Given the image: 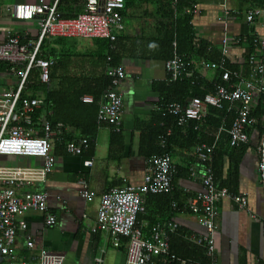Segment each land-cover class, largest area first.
<instances>
[{
    "label": "crops",
    "instance_id": "0c3cea01",
    "mask_svg": "<svg viewBox=\"0 0 264 264\" xmlns=\"http://www.w3.org/2000/svg\"><path fill=\"white\" fill-rule=\"evenodd\" d=\"M42 1L52 6L56 0ZM39 3L40 0H0V44L13 34L33 48L40 36V16L20 20L13 7ZM86 4L87 0H59L58 12L65 19L77 18L85 12ZM256 9H264V0H125L123 28L114 31V41L46 37L38 58L53 61L50 81L44 83L40 69H32L22 97L39 99L42 104L29 112L30 123L21 119L18 124L34 129L33 134L42 137L44 124L49 123L55 132L51 143L57 163L46 182L20 186L17 194L23 197L29 192L47 193L48 206L57 223L48 226L45 216L34 210L19 216L18 220H24L28 227L18 230L12 257L0 258V264L37 261L42 250L64 255V264H127L128 239L120 238L119 246H115L109 232L92 231L100 199L112 187L143 184L151 158L163 154L171 157L175 168L174 191L144 196L145 211L138 218L144 237L149 239L157 227L168 235L170 252L179 260L186 264L209 262L206 250L198 243L206 230L189 204L201 191V176L210 166L219 189L248 198L244 208L231 199L220 204L217 264H264V186L258 173L264 117L256 115L264 95L252 108L257 124L248 129L249 141L237 146L231 144L230 130L241 104L225 103L223 109L210 106L201 120L184 123L169 111L173 105L186 106L193 98L188 97L186 103L177 101L182 91L170 90L172 83L188 81L205 96L214 93L212 82L227 84L223 79L225 71L237 72L240 78H254L249 58L256 55L264 62V51L253 45L254 39L264 37V16L248 23L246 15ZM225 38L231 40L227 54H223ZM217 55L220 59L214 61ZM175 56L185 63L190 79L171 80L165 66ZM214 63L224 64L213 69ZM26 67L25 62L0 61V92L16 91L20 73ZM111 67H122L125 72L118 86L124 102L121 132L98 120L105 94L112 86L107 74ZM41 84L52 90H41ZM22 109L19 105L18 111ZM214 118L220 119L216 129ZM83 139L89 141L83 154L71 155L68 144ZM200 144L215 147L208 165L197 156ZM88 160L93 161L92 167L85 166ZM41 163L38 158L0 157L2 166ZM81 179L97 194L91 202L80 197ZM175 224L178 229L173 231ZM29 237L34 241L33 248L27 245ZM154 264L179 262L161 257Z\"/></svg>",
    "mask_w": 264,
    "mask_h": 264
},
{
    "label": "built area",
    "instance_id": "2783aa9c",
    "mask_svg": "<svg viewBox=\"0 0 264 264\" xmlns=\"http://www.w3.org/2000/svg\"><path fill=\"white\" fill-rule=\"evenodd\" d=\"M59 0L52 6H45L43 1L37 5L19 4L13 7L14 15L20 20H31L40 16V36L33 48L20 42V38L8 34L7 41L0 44V61L8 63H27V67L20 73L21 81L16 91L0 92V157L19 156L38 158L42 161L40 166H2L0 165V258L12 257L13 248L17 242L18 230H26L27 223L19 221L18 217L34 210L42 213L48 226L57 223L56 215L48 206V194L42 191L29 192L23 197L18 196L17 188L23 185H32L46 182L49 174L54 170L57 159L53 153L51 140L55 135L49 123L44 124V136H36L34 129H26L19 121L25 119L30 123L29 112L42 104L39 99L23 98L24 90L30 71L39 68L41 80L50 81V69L53 61L38 58L40 47L46 37L61 36L81 39L105 38L114 41V31L123 28V10L125 0H87L86 10L77 18L65 19L58 12ZM225 14L228 11L225 10ZM264 16V9L251 10L246 15L248 23H254L257 17ZM231 44L230 38L223 40V54H227ZM254 47L264 51V37L253 41ZM221 65L211 64L213 69ZM249 64L252 67L253 79L240 78L237 72L225 71L223 79L227 84L211 83L214 93L203 97H193L187 101L186 106L173 105L169 111L179 117L180 123L187 120H201L205 115V108L216 107L223 109L225 103L241 104L237 117L230 130L231 144L237 146L249 141L248 129L257 120L253 117L252 108L260 96L264 95V62L256 55H251ZM166 70L172 81L191 78L183 60L175 56L166 62ZM112 80L111 88L106 92L98 120L100 123L112 127L117 132L122 130L123 98L118 91L121 80L125 77L122 67H111L107 70ZM86 101L91 102L90 98ZM22 111H18V106ZM61 127V126H59ZM89 145L86 139L68 144V152L73 156H81ZM214 146L200 144L196 148L199 159L206 165L210 164L214 155ZM258 173L264 186V134L259 145ZM85 166L92 167L93 161L88 160ZM175 168L168 154L154 156L150 160L149 171L144 182L138 186L112 187L101 196L97 222L92 228L93 232H109L115 246H119V239L129 240L127 264H154L157 258L179 260L170 252L168 235L157 227L152 229L149 239L143 235L138 227V218L145 211L144 196L148 194H165L174 191L173 175ZM202 189L189 204V209L198 214L200 224L205 228L198 243L206 250L209 262L217 264L216 260V233L218 220L221 214L220 204L225 199L234 200L240 207H246V195H237L227 189H219L215 183L213 170L208 166L201 176ZM80 197L91 202L97 194L90 188L85 179L79 181ZM178 225L172 226L176 231ZM29 248L34 247V241L29 237ZM65 256L42 250L39 259L33 262H16L12 264H64ZM165 260V259H163Z\"/></svg>",
    "mask_w": 264,
    "mask_h": 264
},
{
    "label": "trees",
    "instance_id": "16d2710c",
    "mask_svg": "<svg viewBox=\"0 0 264 264\" xmlns=\"http://www.w3.org/2000/svg\"><path fill=\"white\" fill-rule=\"evenodd\" d=\"M189 37H190L189 38L190 42L193 45V42H192L193 35H192L191 30H189ZM173 39L174 38H172L171 40H173ZM192 47H194V46H192ZM201 53H202V50H201V47H199L198 54H201ZM206 55L207 54H205L204 56L206 57ZM219 59H220V56L217 55V59L214 60V61H219ZM31 74H32V70L29 73V76H28V79H27V83H29V80L31 78L30 77ZM217 79H218V81H221V78H217ZM217 79H215V80H217ZM27 83H26V85H27ZM40 89L41 90H52V89H49L47 86H45L43 84H41ZM170 90H180V91H182V98L180 100H177V101H181L182 103H186L188 97H197V96L198 97H203L204 96V94L202 92H200V90H201L200 88L192 86L188 81H181V82L172 83L171 87H170ZM224 115H225V113H224ZM256 115H258L260 118L264 117V96L262 97V99L258 103L257 110H256ZM214 121H215L214 127L216 129L218 124H220V119L214 118Z\"/></svg>",
    "mask_w": 264,
    "mask_h": 264
}]
</instances>
